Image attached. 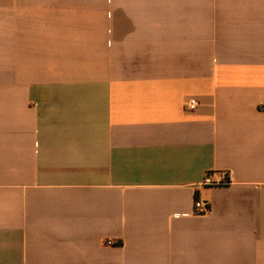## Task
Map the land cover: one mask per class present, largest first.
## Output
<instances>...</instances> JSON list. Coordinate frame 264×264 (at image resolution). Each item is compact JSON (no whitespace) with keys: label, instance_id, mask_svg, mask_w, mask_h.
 I'll use <instances>...</instances> for the list:
<instances>
[{"label":"crops","instance_id":"0c3cea01","mask_svg":"<svg viewBox=\"0 0 264 264\" xmlns=\"http://www.w3.org/2000/svg\"><path fill=\"white\" fill-rule=\"evenodd\" d=\"M0 264H264V0H0Z\"/></svg>","mask_w":264,"mask_h":264},{"label":"built area","instance_id":"2783aa9c","mask_svg":"<svg viewBox=\"0 0 264 264\" xmlns=\"http://www.w3.org/2000/svg\"><path fill=\"white\" fill-rule=\"evenodd\" d=\"M199 103L197 100L195 99H190L188 100L186 103H185V107L187 110L189 111H194L197 109ZM223 178L227 181V174H224ZM225 181V182H226ZM205 184H214L212 181H211V178H210V175L207 176V178L205 179ZM195 213L196 214H207L210 212V205L207 203V202H203L201 200H196L195 201Z\"/></svg>","mask_w":264,"mask_h":264}]
</instances>
